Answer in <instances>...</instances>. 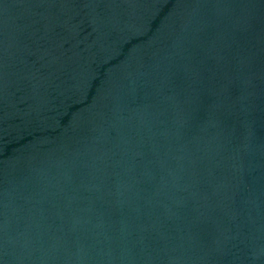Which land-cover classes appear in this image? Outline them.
<instances>
[{
    "label": "water",
    "instance_id": "obj_1",
    "mask_svg": "<svg viewBox=\"0 0 264 264\" xmlns=\"http://www.w3.org/2000/svg\"><path fill=\"white\" fill-rule=\"evenodd\" d=\"M0 264H264V0H0Z\"/></svg>",
    "mask_w": 264,
    "mask_h": 264
}]
</instances>
